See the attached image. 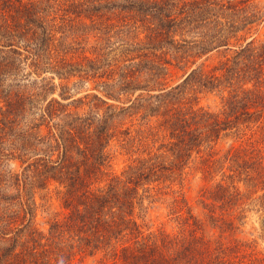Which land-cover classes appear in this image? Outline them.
<instances>
[{
  "label": "trees",
  "instance_id": "obj_1",
  "mask_svg": "<svg viewBox=\"0 0 264 264\" xmlns=\"http://www.w3.org/2000/svg\"><path fill=\"white\" fill-rule=\"evenodd\" d=\"M261 2L0 0V79L9 76V83L20 85L27 79L22 71L31 69L48 93L41 103L35 95L11 90L6 101L0 100V161L2 157L18 160L23 174H33L42 189L56 185L62 208L67 211L63 218L51 221L47 233L41 231L34 211L22 197V180L12 175L18 182L13 187L21 192V198L9 202L8 209L0 208V264H76L79 257L101 256L102 252L111 255L110 264H235L237 246L205 254L196 247L199 238L194 235L181 242L177 237L155 241L140 236L133 219L134 200L125 192L137 193L140 177L147 182L158 174L182 171L200 152L196 147L202 148L222 133L245 130L241 145H233V160L248 155L247 149L240 154L245 146L264 142ZM89 12L101 21L91 29L99 32L105 46L88 52L78 40L79 36L93 35L80 34L90 28L83 18L96 21L87 16ZM62 23L69 32L66 36L62 33V39L67 38L64 53L60 51L64 43L57 38ZM116 37L122 38V45L113 49L111 41ZM216 54L220 56L212 67ZM179 65H184V80L172 85L169 69ZM48 71L59 76V85L55 76L44 75ZM71 78L100 81L109 88L105 95L118 104L88 94L85 99L93 96V101L106 106L104 114L98 113V123L92 116L75 117L69 105L62 103L71 99L66 91L60 94L61 100L54 98L57 88L67 89ZM138 91L158 93L157 116L166 134L162 138L169 140L171 162L160 168L150 159H140L128 167V174L112 177L106 187L96 186L107 174L108 148L116 130L108 121L133 110ZM207 93L221 98L220 110L200 106ZM28 116L34 117L31 124L15 132ZM14 136L18 144L8 154L3 146L12 147ZM150 136H156L154 131ZM130 184L134 187L126 189ZM1 192L0 204L4 198ZM135 232L142 239L137 236L124 243ZM253 259L254 264H264L261 255Z\"/></svg>",
  "mask_w": 264,
  "mask_h": 264
},
{
  "label": "rangeland",
  "instance_id": "obj_2",
  "mask_svg": "<svg viewBox=\"0 0 264 264\" xmlns=\"http://www.w3.org/2000/svg\"><path fill=\"white\" fill-rule=\"evenodd\" d=\"M262 1L260 7L264 12V0ZM87 16L94 18L92 12L87 13ZM83 23L90 28L83 29L80 34L97 33V36H79L78 42L82 43L85 49L89 48L88 52L94 48H104L99 32L91 29L93 26L98 27L101 21L96 19L93 23L90 19L83 18ZM63 24L58 30L60 34L57 38L64 43L60 47V51L64 53L67 38L62 39L64 37L62 33L66 36L69 32L62 28ZM262 29L260 37L264 39L262 37L264 28ZM111 42L113 49H117L122 45V38L116 37ZM71 46L76 48L74 43ZM120 49L116 50V53L119 54ZM142 52L144 50L140 53ZM168 56L170 58L171 54ZM219 56L216 54L210 62L212 67L215 66L214 63ZM169 72V83L176 84L184 80V65L171 66ZM21 75L27 79L20 85H17L19 83L16 81L9 83V78H12L9 76L0 79V100L6 101L10 90L11 92L19 91L21 94L29 93L30 96L35 95L39 103L45 100L48 93L41 89L40 81L36 80V75L31 73V69H24ZM44 75L49 78L55 76V84L59 85V76L50 71ZM70 80L71 82L67 83V89L62 90L60 86L57 88L54 98L61 100L60 94L66 91L65 94L71 99L62 100V103L69 105L75 117L92 116L98 123L101 118L97 115L104 114L106 106L102 107L97 101H93L94 95L107 100L109 104H118L116 100L105 95L106 89L109 88L100 81L87 82L77 78ZM144 83L147 85L146 82ZM150 85L153 86V82ZM141 87L147 88L144 85ZM88 94L93 96L85 99ZM157 95L156 92L149 94L138 91L133 98L135 103L133 110L121 116H109L111 117L108 121L109 125H113L116 130L108 148L110 161L106 168L107 174L96 181V186L106 187L112 177L129 173L128 167L136 164L140 159L145 161L150 159L153 165L160 168V165L170 164L172 155L167 147L169 140L162 138L166 134L160 128L161 119L157 116L159 113L156 105V102H159ZM200 106L218 111L222 108V101L216 93H207L202 96ZM99 108L102 109L101 112ZM33 119L34 117L30 118V116L23 117L14 131H23ZM238 129L240 131L222 133L213 142L202 144V148L196 147L200 152L188 160L182 171L176 174L170 172H166L165 175L158 174L147 182L145 178L140 177L141 179H137L141 180L137 193L133 191L134 193L129 192L128 195L125 192L128 198L132 195L134 200L133 219L139 226L140 236L143 235L155 241L158 238L177 237L181 242L194 235L199 238L196 247L205 254L217 253L220 248L227 250L237 246L235 264H254L253 258L256 255L264 257V142L254 143L252 147L245 146L247 148H242L240 154L247 149L248 155L243 159H237L236 156L233 160L232 155H236L233 145L237 147L241 145L242 139H245V130ZM153 131L156 136L149 137ZM142 138L146 139V142ZM11 143L12 147L6 143L3 146L8 154L14 151L18 144L15 136L12 137ZM20 164L18 160L9 161L5 157H2L0 161V172H3L0 177V189L3 190L1 194L4 196L1 199L0 208L8 209L9 202L13 203L14 199L21 198V192H18L17 187H13V183L17 180L12 175L19 176L22 180V197L34 211L38 228L47 233L51 221L63 218L67 211L62 208L56 185L51 183L47 189L40 188L39 181L33 174H23ZM133 187L134 185L130 184L126 186V189ZM137 236L136 232L129 234L124 243L135 240ZM121 244L122 241L117 245ZM112 259L110 254L102 252L101 256L84 259L79 257L76 259V264H110Z\"/></svg>",
  "mask_w": 264,
  "mask_h": 264
}]
</instances>
